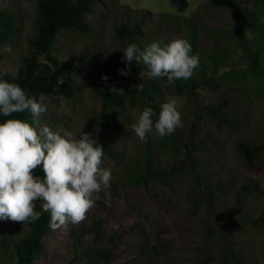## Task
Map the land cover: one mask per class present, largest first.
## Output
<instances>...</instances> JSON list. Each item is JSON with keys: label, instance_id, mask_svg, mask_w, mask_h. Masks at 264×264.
<instances>
[{"label": "rangeland", "instance_id": "1", "mask_svg": "<svg viewBox=\"0 0 264 264\" xmlns=\"http://www.w3.org/2000/svg\"><path fill=\"white\" fill-rule=\"evenodd\" d=\"M187 1V8L179 12L171 0H94L92 11L84 13L91 33L57 38L54 53L60 59L77 63L86 48L89 55L80 64L84 75L70 74L80 87L71 99L36 96L47 106L39 123L54 131L68 129L76 136L85 132L98 138L104 133L103 128L94 130L93 113L101 110L102 103L89 84L107 77L121 86L118 69L102 71V64L115 61L117 54L124 56L127 45L115 34L124 18L145 20L137 46L144 49L154 41L184 39L192 46L190 55H199L200 65L181 95L165 88L160 98L166 102L176 97L180 102L185 131L181 141H163L155 130L150 133L158 163L175 167L172 178L180 182L134 180L140 163L134 152L138 137L131 125L140 112L130 108L129 125L110 129L120 157L103 156L101 167L112 173L110 187L97 194L83 222L51 229L43 237L42 257L32 264H88L86 249L94 244L109 251V259L99 264H264V224L259 222L264 213V154L248 166L236 149L240 142L264 140V0H238L255 13L248 19L243 11L238 25L227 8L209 0ZM36 2L0 0V7L21 13L25 36L34 24ZM28 49L25 38L1 46L0 74L16 69ZM157 80L166 83L165 77ZM212 109H218L221 117L228 115L227 122L217 126L206 114ZM194 112L203 117L196 119ZM191 134L197 147L187 152L183 141ZM202 135L211 137L207 144L198 140ZM192 167L194 173H188ZM245 185L248 191L238 201ZM97 220L102 221L103 237L80 233L81 227ZM24 224L0 220V237L21 239Z\"/></svg>", "mask_w": 264, "mask_h": 264}, {"label": "trees", "instance_id": "2", "mask_svg": "<svg viewBox=\"0 0 264 264\" xmlns=\"http://www.w3.org/2000/svg\"><path fill=\"white\" fill-rule=\"evenodd\" d=\"M209 1L215 6L229 9L237 25L240 23L238 21L243 11L248 19L255 14L254 11L242 7L238 0ZM93 2L94 0H37L34 24L25 36L24 20L21 13L16 11L14 7H0V47L14 40L21 42L24 38L29 46L27 53L20 60V65L15 69V73L5 75L4 71L0 74V79L18 84L32 99H35L40 93L51 97L64 96L71 99L80 90V87L71 81L70 74L84 75L80 71V64L89 55V49L86 48L80 52L77 63L65 61L54 53L58 51L56 41L61 34L91 33L92 29L86 21L84 13L92 11ZM171 2L179 12H183L188 6L187 0H171ZM144 15L146 14L144 13ZM144 21L143 18H124L116 29V40L122 44L126 43L127 46L132 43L137 45L141 39V27ZM138 47L143 50L142 47ZM122 57L117 54L114 57L115 61L112 60L113 62L102 64V71L112 70L113 68L118 69V77L122 79L121 86L114 85L112 83L113 79H105V77L100 83L89 80L90 87L102 103L101 110L93 113L94 130L98 128L105 129L101 136L93 139L104 147V156L111 158L120 157L121 151L114 146L116 136L113 135L110 129L112 127L117 128L121 124L129 125L127 114L130 108H138L141 114L145 107H151L155 113L153 121H156L159 117L161 105L164 103L160 99L162 91L168 88L170 92L175 91L177 95H181L184 91L183 88L190 84L189 81L184 79L169 84L165 77L166 83L162 84L157 79L142 78L140 72L148 69L143 64L137 65L135 61L132 62L128 75L126 77L122 76L120 74L121 70H127L129 67ZM194 87V84L190 85L189 90L193 91ZM194 114L196 119L200 120L203 117V114L196 112ZM206 114H209V117L215 122L217 121L219 127L227 122L228 115L225 114L224 117H221L218 109L208 110ZM7 119H21L32 123V116L28 110L22 113H13L10 117H4L0 114V123ZM184 133L183 127H180L171 135L165 136V139L162 138V140L175 143L178 139L181 141ZM194 136V134H191L188 140L183 141L184 149L187 152L193 146L197 147ZM209 138L211 139L208 135H202L198 140L207 144ZM135 147V158L140 163V169L135 171L134 180L136 182L148 183L149 179L159 180L168 185L180 182L178 178H172L175 175V167L168 169L158 163L157 153H154L155 148L152 147L150 134L144 141L138 138ZM236 149L244 158L246 165L253 166L264 154V140L252 144L240 142L237 144ZM194 169L195 167H192L188 173H194ZM34 174L43 179L42 168H37ZM203 179L205 180V178ZM244 187V191L237 195L238 201L242 200L243 194L248 191V185ZM35 203L37 206L35 210L41 213L40 219L28 221L24 224L26 229L23 230L25 234L21 239L15 241L13 236L0 237V264H32L42 257L44 253L43 237L51 230L49 226L50 213L42 210L40 207L42 201L37 200ZM262 214L259 222L261 221L260 223L264 224V213ZM259 222L253 220V224ZM79 230L81 234H93L96 239L103 237L101 220L91 223L88 227H81ZM85 254L88 264H99L100 261L106 262L109 259V251L100 248L97 244L87 248Z\"/></svg>", "mask_w": 264, "mask_h": 264}, {"label": "clouds", "instance_id": "3", "mask_svg": "<svg viewBox=\"0 0 264 264\" xmlns=\"http://www.w3.org/2000/svg\"><path fill=\"white\" fill-rule=\"evenodd\" d=\"M123 51L122 59L129 66L121 70L125 77L133 61L147 67V72H140L142 78L166 77L169 84L190 79L200 65L199 55H190L192 46L184 39L168 44L154 41L143 50L132 43ZM14 73L10 67L4 74ZM179 104L176 97L168 98L155 123L154 110L145 107L131 125L132 130L141 141L153 130L161 138L171 135L183 127ZM26 110L32 123L21 119L0 123V220L37 221L41 213L35 210V202L40 200L42 210L50 213L52 230L68 223L80 224L94 206L97 194L110 187L111 170L101 167L104 147L89 133L76 136L68 129L54 131L41 126L40 117L47 106L29 98L18 84L0 79V114L10 117ZM37 168H42L43 179L34 174Z\"/></svg>", "mask_w": 264, "mask_h": 264}]
</instances>
